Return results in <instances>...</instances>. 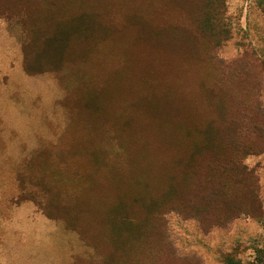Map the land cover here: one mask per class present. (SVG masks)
<instances>
[{
	"label": "trees",
	"instance_id": "1",
	"mask_svg": "<svg viewBox=\"0 0 264 264\" xmlns=\"http://www.w3.org/2000/svg\"><path fill=\"white\" fill-rule=\"evenodd\" d=\"M257 5L264 15V0ZM1 6L23 11L25 72L83 59L109 39L123 49L126 71L103 80L115 121L110 154L73 160L69 170L59 167L69 161L29 159L16 176L17 200L34 202L83 239L90 234L104 264H203L195 254H177L163 220L168 212L196 220L204 231L262 215L258 178L243 161L264 150L257 76L264 60L245 51L244 65L233 69L217 58L231 38L225 0H9ZM246 249L247 263L236 249L218 263L264 264L262 247L253 242Z\"/></svg>",
	"mask_w": 264,
	"mask_h": 264
},
{
	"label": "rangeland",
	"instance_id": "2",
	"mask_svg": "<svg viewBox=\"0 0 264 264\" xmlns=\"http://www.w3.org/2000/svg\"><path fill=\"white\" fill-rule=\"evenodd\" d=\"M7 2L0 0V264H104L103 252L90 234L83 239L34 202L17 200L16 176L29 159H42L46 165L69 161L59 165L69 170L73 160L110 154L115 121L110 120L103 80L126 75L123 49L109 45V39L93 46L83 59L72 57L57 69L29 74L23 67V11H6L1 5ZM257 2L225 0L231 38L215 52L233 69L244 65L239 57L245 51L264 60V15ZM259 70L264 107V71ZM243 162L258 178L262 215L204 231L196 220L168 212L163 220L177 254H195L203 264H219L221 254L236 249V257L247 263L252 257L246 247L254 242L264 249V150Z\"/></svg>",
	"mask_w": 264,
	"mask_h": 264
}]
</instances>
